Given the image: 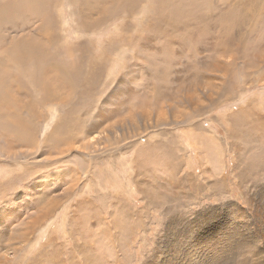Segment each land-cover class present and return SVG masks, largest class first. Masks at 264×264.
Returning a JSON list of instances; mask_svg holds the SVG:
<instances>
[{"label":"rangeland","instance_id":"rangeland-1","mask_svg":"<svg viewBox=\"0 0 264 264\" xmlns=\"http://www.w3.org/2000/svg\"><path fill=\"white\" fill-rule=\"evenodd\" d=\"M202 1L189 9L203 13ZM230 1L212 0L214 11ZM55 2L52 41L63 49L83 45L74 56L102 69L88 94L66 86L51 105L34 91L12 92L21 118L28 121L24 105L32 116L20 130L25 144L6 151L0 139V264H264V27L254 25L237 50L197 54L205 45L197 39L177 56L178 47L160 45L149 27L151 0L91 35L75 27L72 0ZM33 24L10 38L31 31L43 41ZM158 44L167 53L152 54ZM176 70L183 72L173 80ZM195 72L204 76L194 79ZM154 88L170 97L149 101ZM100 112L108 116L96 128ZM77 120L86 127L59 145L54 129ZM6 130L17 131L0 125V135Z\"/></svg>","mask_w":264,"mask_h":264},{"label":"bare ground","instance_id":"bare-ground-1","mask_svg":"<svg viewBox=\"0 0 264 264\" xmlns=\"http://www.w3.org/2000/svg\"><path fill=\"white\" fill-rule=\"evenodd\" d=\"M55 1L56 0H0V38H7V39L9 38L8 42L7 40H4V41L0 40V52L3 54V57H4V59L1 58V54H0V125L3 126V129H4L6 126L9 128V124H11L12 128L17 130L14 134L6 130V132L8 131V133L12 137H10L9 134L0 135V137H2L0 139L5 138V140H3L2 142L4 143L6 147L5 148L6 151L9 150L8 148L11 149L13 147H19V146H22L21 143L22 144L26 143L25 139H26V136L28 137V135L21 134L20 130L21 128L23 130L26 128L27 125L25 124L29 122V120H31L30 118L32 116L31 110H30L31 108L29 109L28 107L29 105L28 106L24 105L25 109H27V113H28L27 120L28 121H25L21 118V107L19 106L20 108L16 109L15 106H18V104L15 100H13L12 92H15V91L19 92L20 90L34 91L37 95L42 96V101H43L42 103L49 104V103H52V101H55L58 92L60 91L62 92L66 86L67 88L69 86L70 89L75 91L76 86L81 85L82 87L85 88V92L83 93L88 94L89 93L88 91H90V89L92 88V85H95L94 81L97 75V71L99 72V70L102 69V65L96 63V61H92L90 57L89 59H87L88 57L86 55L74 56V53H77L76 51L83 54L84 47H81L83 45L81 46L73 45V46H70L68 49H63L62 47H59L61 46V44L57 43L56 41L57 39L56 40L53 39L52 41V35L47 33V30L49 29V26H50L48 24L49 15L51 14L50 8L51 6H53L52 4ZM72 1H73V7L75 9V15L77 18L75 27L81 30V32L77 30L79 33L83 34L84 32L87 31V35L88 33H90L91 35V33H93L94 30L106 24L107 22H110L112 18H114V16L118 14V12L124 11L125 13H130L134 11V9L136 8V5L139 2H140L139 4L142 3L141 2L142 0H72ZM203 1L205 3H203ZM203 1H202L203 3L202 5H204V9L206 10L203 11L202 13L201 10L195 11V12L192 11L193 9L190 10L189 6L193 5V3L192 2L188 3V1L185 3V0H151V2L156 3L157 6L155 7V10L153 8L152 14H151L152 16L151 17L149 16L148 22L150 24L149 25L150 29L153 30L152 32H154V35H156V38H158L159 44L161 45L162 42H165L166 47H171L172 45H176L178 47V50L180 51L182 50V48L185 47L184 42L191 41V40L194 41V40L199 39L198 43L201 44L200 40L202 39V40H205L203 41L205 45L202 46L201 44V46L198 49H195V50L191 49L192 52L194 51V53H197V54L200 51L211 52V53L213 52V54L214 53H225V52L233 51L234 47L236 48L235 50H237L239 45L242 47L243 43H245L244 38L251 35L253 31L255 30L253 29L254 25H256V28L259 25H260L259 27H262V28L264 27V0H232L233 4L230 1L231 6L223 7V9L216 10V11H214L215 7L212 3V0H203ZM58 3L60 2L58 1ZM58 3L56 4V6L58 5ZM76 3L78 4V7ZM159 10H163V11L161 13H158ZM36 22L39 23L37 25L38 27L37 31L41 33V37L43 38L42 39L43 41H36L35 39L33 40L31 31L23 35L21 39L14 40L12 37H11L12 39L10 38L9 34L24 33L25 29H29L33 27L34 25L33 23H36ZM150 29L149 31L151 32ZM213 29H218L219 32L214 34L212 33ZM161 31L166 33V35L168 36L166 38L162 37ZM241 32H244V34H241ZM235 37H237V39H234ZM148 39H146V41ZM258 39L259 40L256 43H260V40H262V36H260ZM208 41L213 42V43L210 42L212 46L210 45ZM159 44H158V47L154 48V50L149 48L152 54L159 56L160 52L161 53L166 52V50L164 51V48H162ZM208 44L210 48H208L209 47ZM150 47H151V44H150ZM172 51H173V48L171 52ZM179 51L177 53L178 54L177 56H181L179 55L181 54V51L180 52ZM174 53L172 52V54ZM168 54H169V51H168ZM185 54L187 53L185 52ZM185 57H181V58H185ZM161 58L162 56L159 59ZM171 58L172 56H170V58L165 57L164 61L166 63H170ZM85 63H88V64H85ZM195 64L193 65L195 66ZM218 67H216L217 69L216 68L214 69L216 71H220ZM86 68L89 69L87 70V72L86 70H84ZM145 68H147V66ZM182 68H185L186 72L189 71V68L186 66ZM164 71H167V70H164ZM182 72L183 70L173 71V74H174L173 80L176 79V74L180 75ZM199 75L201 74L197 73L194 75L193 73L192 76H194L193 78L196 79ZM201 76L203 77L204 75H201ZM181 79H179L180 82H181ZM204 85L206 87L213 86L210 80L206 81ZM50 89H53V91L51 92V96L48 94V91H51ZM176 90L180 92V90L178 89ZM153 91L155 93L154 99L152 100L149 99V101H152V102L153 100L157 101V99H162V97L164 98L168 95V94L166 95L167 91H164V89L161 90L158 88H154ZM211 96L212 95H210V97ZM169 97H170V93L168 95V98ZM52 105H55V104H52ZM82 112H83L82 110L77 111V115H84L82 114ZM116 112H118V109H116L115 111H112L111 113L115 114ZM48 113L50 116L48 120L49 122H52L53 119L57 115L56 110L52 111V109H50L48 110ZM99 114H100L99 120H98L99 123L96 124V128L99 127L101 123L104 122L103 120L107 118L108 116V114L106 115V112L104 113L100 112ZM46 121L47 119L44 121L45 122L44 129H48L49 127V124L46 123ZM82 121L83 123L85 122L84 120ZM81 123L82 122H80L79 120L74 121L72 125L69 121L62 123L61 130L60 129L58 130L57 128H55L57 130L54 129L53 137L55 139H58L55 141H58L60 143L59 145H63L62 136L63 138L66 137L69 140L72 139V136L70 133L74 131V129L76 131L79 128L84 129L86 127L84 124L82 125ZM93 128H95V126ZM67 143H69V141L65 142V144ZM5 149L0 148V153ZM107 239H108V236H107ZM2 245L3 244L0 245V249H2ZM8 246L12 247L10 244H8ZM87 252L89 251H86L85 253ZM250 262L255 264L258 261L252 260ZM224 264H228V263L225 262Z\"/></svg>","mask_w":264,"mask_h":264}]
</instances>
